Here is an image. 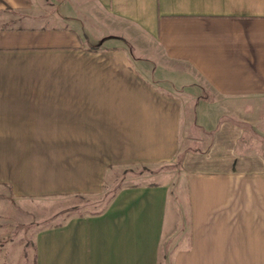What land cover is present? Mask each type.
Listing matches in <instances>:
<instances>
[{
  "label": "crops",
  "instance_id": "obj_1",
  "mask_svg": "<svg viewBox=\"0 0 264 264\" xmlns=\"http://www.w3.org/2000/svg\"><path fill=\"white\" fill-rule=\"evenodd\" d=\"M163 163L187 231L172 185L127 183L25 264H163L168 240L171 264L264 261V0H0V232L8 205Z\"/></svg>",
  "mask_w": 264,
  "mask_h": 264
},
{
  "label": "rangeland",
  "instance_id": "obj_2",
  "mask_svg": "<svg viewBox=\"0 0 264 264\" xmlns=\"http://www.w3.org/2000/svg\"><path fill=\"white\" fill-rule=\"evenodd\" d=\"M53 8L52 5H49L50 10ZM242 106L246 107L248 103L240 102L237 109H242ZM217 109H229V105L217 101L213 102L211 110ZM143 181L172 185L173 199H175L187 231L189 219L187 212L184 213L185 181L180 175L179 166L175 163H163L153 167L131 166L116 171L113 187H109L98 194L79 195L71 198L32 199L8 205L11 209L6 214L8 218L3 221L2 233L0 232V264L10 263V260L16 259V257L19 260L15 264H25L28 259L31 261L34 235L38 229L56 224L71 216L100 212L107 206L113 193L120 186ZM178 242L179 240L173 236V253ZM162 251L166 258L163 260V264H171L170 240L164 243ZM258 264H264V261L258 262Z\"/></svg>",
  "mask_w": 264,
  "mask_h": 264
}]
</instances>
